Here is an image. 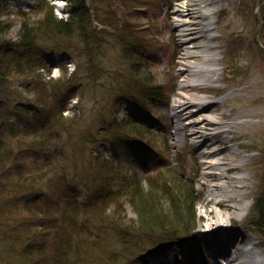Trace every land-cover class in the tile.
Segmentation results:
<instances>
[{"label":"rangeland","instance_id":"374dc122","mask_svg":"<svg viewBox=\"0 0 264 264\" xmlns=\"http://www.w3.org/2000/svg\"><path fill=\"white\" fill-rule=\"evenodd\" d=\"M83 1L80 6L89 10L90 20L84 23L89 39L84 41L79 32L63 36L39 30L36 40L46 67L13 79V86L18 90L19 97L29 104L37 99L33 92L22 88L25 78L29 80L35 76L45 81L51 78L63 81L65 92H68L63 95L61 103L65 126L56 129L45 128L46 133L60 139L57 144L48 143L44 149L68 155L67 159L61 155L57 156L55 171H65L73 176L80 170L81 162L76 161V156L71 157L70 152L74 144L78 145L77 134L85 132L90 141L84 147L86 152L84 150L81 154L88 157L100 156V162L106 161L115 184L123 176L132 177L135 174L142 177L144 186H151L149 177L158 180L159 184H163V181L173 182L175 174L188 179L199 198L196 232L185 237L189 239L180 243V251H177L179 246H173L175 243L157 246L163 249H160L159 253H152L150 259L145 260V264H223V257L212 256L209 250V247L212 249L216 244V238L209 232L211 227L208 226V218L214 216L215 212L211 211L218 207L207 201V191H203L205 185L199 179L203 176L204 164L202 165L201 161L205 158H199L198 153L205 148L202 144L204 139L192 135L191 126H187L183 131L180 142L176 141L174 134L177 122L189 125L190 121L185 119L186 115L174 117L176 102L180 98V92H184L179 85L185 77L179 62L185 50L180 45L178 30L174 26L177 17L175 4L178 0ZM73 3L74 0H11L7 22L14 23L2 39L18 42L20 26L25 17L31 19L28 22L30 25H38L49 8L53 9L59 18L67 20ZM215 6L223 7L222 10L225 11L220 14L222 10H217L215 13L218 20L214 24V32L217 37L213 43L219 46L210 49L211 52H217L219 57L217 65L220 67L221 80L212 83L215 87L206 88V95L198 92L192 99L201 102V96L214 100L233 95L226 97L225 103L220 102L210 107L217 112L215 118L219 121L233 119L231 131L216 136L211 133L209 137L218 143L221 155L232 156L230 159L233 164L243 165L242 170L229 174L246 176L244 182L247 185L244 190L248 189L249 194L244 202H249L250 206L245 213H242L241 209H232L235 216L224 226L232 230L234 235L231 238L236 239L235 243L241 241L243 236L255 240L258 243L256 249L264 258V233L258 229L257 232L253 231L251 226L249 228L252 231L246 227L256 198L264 195V0H215ZM164 15L169 17L168 25H165ZM175 51L177 53L173 55ZM127 54L131 55L132 59L128 58ZM92 58L95 63H99L101 69H97V64L93 67L88 62ZM174 74L179 75L174 77ZM158 84L162 86L159 95L144 94L148 91L147 85ZM50 87L52 88L51 83L48 84L49 89ZM34 109L39 111L41 119L49 112L41 103L34 106ZM223 110L226 111L225 117L218 114ZM22 116V119L26 120L32 118L33 114ZM125 118H132L136 124L142 126L141 136L149 137L152 142L148 144L133 138L128 141L130 143L117 144L116 141H109L108 137L112 139V135L104 133V124L112 121L111 124L115 126L118 125L117 121H126ZM224 128L223 124L218 126L219 130ZM240 133H243L242 136L234 139ZM103 136L106 137L105 142L93 141ZM36 140L42 141V138ZM229 148H236L240 154L233 155ZM221 166L225 168L230 164ZM167 172L170 174L166 175ZM51 175L55 177L54 172L49 174L50 177ZM51 181H40L37 177L36 182L40 185L31 189L33 191L28 192L29 196L38 193L44 197L54 191ZM213 182L210 180V184ZM22 190V193H27L26 189ZM85 190L82 189L78 200H82L89 192ZM120 202L118 207L109 205L103 233L98 232L93 225L92 233L89 230L90 237L98 238L101 245L93 248L92 242L79 241L83 246L82 254L86 252L82 264H113L104 258L108 253L119 249L117 229H124L126 223L134 225L135 221L131 223L130 220L137 218L127 196L120 198ZM227 203L235 202L228 200ZM160 206L165 212L169 210V204L165 200L160 199ZM13 209L12 212L17 213V210ZM50 211L52 213L43 215L46 226L53 221L58 223V218L61 217L60 212ZM94 218L98 219V216ZM134 229L135 231L129 232L132 240L139 237L134 243L136 246H132L133 252L137 253L145 245L140 238L144 232L139 230L138 224ZM53 232V227L47 226L38 230L34 239L31 236L25 237V242L28 238L32 239V246L36 250L39 249V252L34 253L32 259H28L22 252L10 254L9 258L13 264H50L55 250ZM181 236L179 233V237L174 240L182 241ZM145 247L146 250L148 245ZM218 247L224 253L222 243ZM151 249L152 247L148 248ZM1 251L4 249H0V264H3Z\"/></svg>","mask_w":264,"mask_h":264},{"label":"trees","instance_id":"16d2710c","mask_svg":"<svg viewBox=\"0 0 264 264\" xmlns=\"http://www.w3.org/2000/svg\"><path fill=\"white\" fill-rule=\"evenodd\" d=\"M10 2L11 0H0V249H4L1 251L2 258H4L3 264H13L9 258V255L13 253L22 252L28 259H32L34 253L38 254L39 249L36 250L30 241L37 236L38 230L47 226L53 227L54 230L52 238L55 250L50 264H82L81 261L86 257V252L82 254L83 246L79 244V241L92 242L93 248L101 245L98 238L90 237L89 230L92 233L93 225L98 232L103 233L109 205L114 204L118 207L121 205L120 198L123 196H127L136 214V220H130L131 223L135 221L136 224L126 223L124 229H117L119 249L108 253L104 260L113 264H145V260H149L152 253L160 252L157 246L168 243H175L173 246L175 248L179 246L176 250L180 251L182 248L180 243L188 241L185 237L196 232L199 221L197 216L199 198L188 179L173 174V182L163 181V184H159L158 180L149 177L152 182L151 186H144L142 177L135 174L132 177L123 176L115 184L110 166L106 161L100 162V156L88 157L81 154L84 150L86 152L84 147L90 141L85 132L77 134L78 145L74 144L76 146L73 145L70 152L71 157L76 156V161L81 162L80 170L73 176L65 171H55L57 156L61 155L67 159L68 155L44 149L48 143L57 144V140L60 139L46 133L45 128L56 129L65 126L61 103L63 95L68 92H65L63 81L53 78L45 81L35 76L29 80L25 78L22 88L33 92L37 99L32 104L22 100L18 90L13 86L14 78L46 67L44 56L36 40L39 30L63 36L79 32L83 40L85 39L84 41L89 39L88 31L84 26V23L90 20L89 10L80 6L84 1L74 0L67 20L59 18L51 8L45 11L38 25H30L28 22L31 19L25 17L20 26L18 42L2 39L14 23L7 22ZM4 16L6 17L3 18ZM4 22L7 24L4 25ZM127 55L132 59L131 55ZM88 62L93 67L97 64V69H101L99 63H95L93 58ZM65 72L67 73V68ZM49 83L52 84L50 89L48 88ZM147 87L148 91L144 94L149 96L159 95L162 90L159 84L147 85ZM40 103L49 111L42 119L39 111L34 109V106ZM28 114H33V117L23 120L22 115L27 117ZM125 120L124 122L117 121L118 125L115 126L111 124L112 121H108L107 124L103 123L104 133L112 135V139L108 137L109 141L112 143L116 141L117 144L130 143L128 141L133 138L148 144L152 142L149 137L141 136L142 126L136 124L132 118H125ZM38 138H42V141L36 140ZM105 139L106 137L103 136L93 141L103 143ZM38 146L43 147L42 150L37 148ZM51 172L55 173L56 178L49 176ZM168 172L166 175L173 173ZM37 177L40 181L52 180L51 186H54V191L44 197L37 192L29 196L28 192H32L31 189L40 185L36 182ZM122 188L124 190H121ZM22 189H26L27 193H22L24 191ZM82 189L89 192L82 200H78ZM161 195L166 199L160 197ZM263 196L256 198L253 212L247 220L246 227L250 231L252 229L249 226L253 227L255 232L258 229L264 233ZM160 199L169 204L167 212L160 206ZM12 208L17 210V213L12 212ZM50 210L60 212L61 217L58 218V223L53 221L54 225L49 223L46 226L43 222V215L52 213ZM97 216L98 219H95L94 217ZM113 223L115 226V222ZM137 224L139 230L144 232L140 238L143 239L145 245L138 251L139 253H134L132 246H136L134 243L139 240V237L132 240L129 230L135 231L134 227ZM179 233L182 234L183 240L177 242L174 239L179 237ZM27 236L33 238H28L25 242L24 239ZM146 245L148 247L145 250ZM149 247L152 249L148 250Z\"/></svg>","mask_w":264,"mask_h":264},{"label":"bare ground","instance_id":"6f19581e","mask_svg":"<svg viewBox=\"0 0 264 264\" xmlns=\"http://www.w3.org/2000/svg\"><path fill=\"white\" fill-rule=\"evenodd\" d=\"M222 9L223 7L215 6V0H178L175 4L177 17L174 26L178 30L180 45L185 50L179 61L181 72L185 77L179 85L184 92L179 94L180 98L175 105L177 108L174 117L186 115L185 119L190 121L188 122L189 125L177 122L174 134L176 141L180 142L183 131L186 130L187 126H191L193 128L191 134L204 139L202 144L205 148L198 153L199 158H205L201 161V164H204L202 166L204 171L202 172L203 176L199 179L205 185L203 191H207V201L213 202L218 207L211 211L215 212L214 216L208 218V226L211 227L209 232L216 238L214 239L216 244L210 250L211 255L222 256L223 264H264V258L256 249L258 243L255 240L243 236L241 241L235 243L236 239L231 238L234 235L232 230L224 226L234 218L235 210L241 209L242 213H245L250 206L249 202H244L249 194L248 189L244 190L247 185L244 182L246 176H230L229 174L235 170H242L243 165L233 164L232 156L221 155L222 152L218 143L209 137L212 129L220 124H223L225 128L213 134L214 136L231 131L230 126L233 119L225 122L219 121L215 118L217 112L215 113V109H210V107L220 102L225 103L226 97L233 95H225L206 104L195 102L192 99L199 91L215 87L216 85H212V83L221 80L220 67L217 65L219 64V57L217 52H211L210 49L219 46L213 43L217 37L214 32V24L218 20L216 11ZM220 12V14L225 13L223 10ZM157 13L159 14L160 11L158 10ZM163 18L165 25H168L170 23L169 17L164 15ZM176 53L175 51L173 55ZM178 75L174 74V77H178ZM218 114L225 117L226 111L223 110ZM242 134H238L234 139L241 137ZM184 137L186 138V134ZM229 150L233 155L240 154L236 148H229ZM221 164H230V166L223 168ZM210 180L214 182L210 184ZM228 200L235 203L226 204ZM232 209L235 210L232 212ZM220 243H222L224 253L218 247Z\"/></svg>","mask_w":264,"mask_h":264}]
</instances>
